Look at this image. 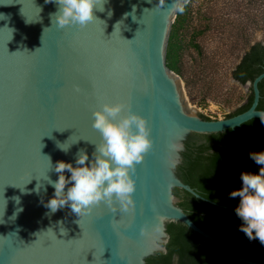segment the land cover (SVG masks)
I'll use <instances>...</instances> for the list:
<instances>
[{
    "label": "water",
    "instance_id": "95a60500",
    "mask_svg": "<svg viewBox=\"0 0 264 264\" xmlns=\"http://www.w3.org/2000/svg\"><path fill=\"white\" fill-rule=\"evenodd\" d=\"M157 3L97 0V19L86 28L60 29L50 18L55 3L0 0V264H147L149 257L167 252L170 222L186 224L238 263L264 264L199 226L176 194L185 189L236 209L204 197L183 180L180 166L194 134L264 120L258 108L264 71L242 84L246 98L252 86L248 109L202 117L166 63L177 13L160 12ZM105 102H127L151 128L153 147L133 176L135 211L112 213L101 202L80 218L67 205L53 213L46 207L55 191L48 176L58 179V161L76 167L80 149L92 159L101 141L92 113ZM156 224L159 231L153 230ZM145 225L149 234L141 236Z\"/></svg>",
    "mask_w": 264,
    "mask_h": 264
},
{
    "label": "trees",
    "instance_id": "16d2710c",
    "mask_svg": "<svg viewBox=\"0 0 264 264\" xmlns=\"http://www.w3.org/2000/svg\"><path fill=\"white\" fill-rule=\"evenodd\" d=\"M190 0L183 14H177L172 23L166 50L168 67L184 78L181 66L183 30L189 22L192 6ZM264 0H247L245 6H261ZM249 14V13H248ZM201 32V33H200ZM192 37L194 48L201 54V45ZM264 71V44L256 42L249 45L239 62L232 70V77L241 84L253 81ZM189 83L186 80V87ZM261 98L258 108L264 109V79L259 83ZM189 93V92H188ZM253 101L252 86L247 99L226 117L238 114L250 107ZM202 117H210L201 114ZM264 151V125L259 118H253L236 129L224 132L194 134L187 142L184 163L180 172L189 183L204 197L228 206L237 207L239 197L230 198V192L242 188V172L259 173L257 165L249 156L251 152ZM179 204L202 228L236 248L248 258L264 262V245L258 239L249 240L239 230L243 221L235 210L220 207L210 201L198 198L185 189H176ZM170 234L167 252L157 253L147 259V264H247L238 263L237 257L213 241L205 239L182 222L168 224Z\"/></svg>",
    "mask_w": 264,
    "mask_h": 264
},
{
    "label": "clouds",
    "instance_id": "9594fccd",
    "mask_svg": "<svg viewBox=\"0 0 264 264\" xmlns=\"http://www.w3.org/2000/svg\"><path fill=\"white\" fill-rule=\"evenodd\" d=\"M46 3L57 5V11L50 14V18L52 24L55 22L60 29H84L97 19L94 15L97 0H46ZM187 3L188 0H171L170 3L168 0H158L155 8L163 13L171 11L183 14ZM75 91L79 92V87ZM126 110L127 114L121 115ZM92 116V127L101 136L100 143L95 144L92 159H89L85 149H80L75 159L76 167L63 161L56 163L54 170L58 173V179L53 181L48 176L47 183L55 191L46 207L54 213L67 205L79 218L90 215L93 208L101 202L112 213L134 212L136 202L133 193L136 191V180L133 176L136 166L143 162L145 154L154 144V140L150 138L151 128L148 121L131 111V105L127 102L102 103L93 111ZM261 121L264 122L262 119ZM249 156L261 166L259 173L242 172V188L233 190L229 195L230 198H240L235 209L236 215L243 221L239 230L249 240L258 239L264 245V151L251 152ZM65 171L70 176L66 177ZM118 222L114 220V224ZM153 230L159 231V224ZM148 234L147 225L141 227L140 235Z\"/></svg>",
    "mask_w": 264,
    "mask_h": 264
},
{
    "label": "rangeland",
    "instance_id": "374dc122",
    "mask_svg": "<svg viewBox=\"0 0 264 264\" xmlns=\"http://www.w3.org/2000/svg\"><path fill=\"white\" fill-rule=\"evenodd\" d=\"M246 2L191 1L189 22L182 32L181 66L185 76H179L193 108L210 118L226 117L247 99L232 70L250 44H264V3L257 8L245 6ZM200 30L196 43L203 54L192 44L193 35Z\"/></svg>",
    "mask_w": 264,
    "mask_h": 264
}]
</instances>
